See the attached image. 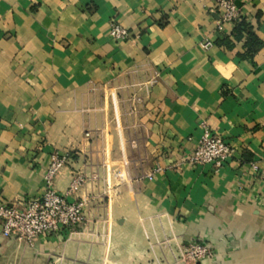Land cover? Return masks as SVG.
Returning a JSON list of instances; mask_svg holds the SVG:
<instances>
[{
    "label": "crops",
    "instance_id": "crops-1",
    "mask_svg": "<svg viewBox=\"0 0 264 264\" xmlns=\"http://www.w3.org/2000/svg\"><path fill=\"white\" fill-rule=\"evenodd\" d=\"M233 1L264 42V0ZM220 17L216 0H0V199L41 197L51 153H67L60 193L75 174L110 175L109 263H173L203 242L213 257L188 264H264V46H220ZM113 20L129 39L110 36ZM204 127L234 149L218 171L181 166ZM67 235L28 245L0 224V264L104 260V236Z\"/></svg>",
    "mask_w": 264,
    "mask_h": 264
},
{
    "label": "built area",
    "instance_id": "built-area-1",
    "mask_svg": "<svg viewBox=\"0 0 264 264\" xmlns=\"http://www.w3.org/2000/svg\"><path fill=\"white\" fill-rule=\"evenodd\" d=\"M216 6L221 12L220 30L225 25H233L241 20L244 15L233 0H216ZM110 36L116 40H127L131 34L128 28L113 20ZM96 133L93 130H85L83 139L87 143L96 141ZM90 152L91 149L84 153L83 157L84 160L91 163ZM233 156L234 149L231 144L222 135L208 127H204L194 150L183 157L181 166L191 168L212 166L213 169L218 171L225 167ZM68 162L69 154L51 153L45 176L44 192L41 197H25L14 202L0 199L2 233L5 236L22 240L28 245H32L37 237L53 234L61 235L65 232L68 234L66 237L68 240L79 234L83 235L82 239L90 244L100 243V237L104 236L105 254L104 260L100 264H114L109 263L106 259L111 248V220L108 218L109 230L105 233L103 226L107 220L102 214V208L107 203V199L109 204L111 198L110 175L108 173V176H103L97 170L91 171L89 175L85 173L75 174L66 194H62L55 188V179ZM161 172H163V167L156 163L144 178L152 180ZM102 182L104 186L101 188ZM88 183L90 184V191L84 197H78L74 201L69 199V195L77 194L81 187L86 186ZM84 238H88V240ZM78 241L82 240L78 239ZM166 242V240H163V246ZM173 257L174 262L169 263L166 261V264H188L204 261L212 258L213 252L206 243L190 242L181 247L179 254ZM47 259V264H63L68 257L64 252H50ZM76 261L77 259H73V262ZM86 264H90V262Z\"/></svg>",
    "mask_w": 264,
    "mask_h": 264
},
{
    "label": "trees",
    "instance_id": "trees-1",
    "mask_svg": "<svg viewBox=\"0 0 264 264\" xmlns=\"http://www.w3.org/2000/svg\"><path fill=\"white\" fill-rule=\"evenodd\" d=\"M217 43L227 50H233L237 43H242L244 48L243 57L253 58L264 42L256 33V27L249 17L243 15L241 20L232 25L230 34L221 33Z\"/></svg>",
    "mask_w": 264,
    "mask_h": 264
}]
</instances>
